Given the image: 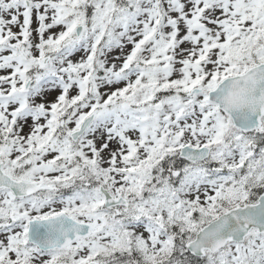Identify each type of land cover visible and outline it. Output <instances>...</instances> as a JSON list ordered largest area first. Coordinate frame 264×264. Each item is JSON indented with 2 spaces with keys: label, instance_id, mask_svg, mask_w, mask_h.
Here are the masks:
<instances>
[{
  "label": "snow or ice",
  "instance_id": "1",
  "mask_svg": "<svg viewBox=\"0 0 264 264\" xmlns=\"http://www.w3.org/2000/svg\"><path fill=\"white\" fill-rule=\"evenodd\" d=\"M0 264H264V0H0Z\"/></svg>",
  "mask_w": 264,
  "mask_h": 264
}]
</instances>
